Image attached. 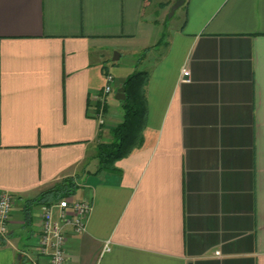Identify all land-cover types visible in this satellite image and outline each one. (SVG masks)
<instances>
[{
  "label": "crops",
  "instance_id": "crops-1",
  "mask_svg": "<svg viewBox=\"0 0 264 264\" xmlns=\"http://www.w3.org/2000/svg\"><path fill=\"white\" fill-rule=\"evenodd\" d=\"M175 1L0 0V264H49L38 225L60 199H40L70 178L92 210L64 228L67 264H264V0ZM134 71L142 145L97 174Z\"/></svg>",
  "mask_w": 264,
  "mask_h": 264
},
{
  "label": "built area",
  "instance_id": "built-area-1",
  "mask_svg": "<svg viewBox=\"0 0 264 264\" xmlns=\"http://www.w3.org/2000/svg\"><path fill=\"white\" fill-rule=\"evenodd\" d=\"M182 81H188L189 70L181 69ZM105 85L98 96V109L95 117L100 125L104 123V112L107 98L112 93L113 76L107 74ZM14 197L9 192L0 194V239H7L9 233V219ZM58 219L53 218L49 208L44 209L38 225V251L42 256H49V264H67L68 257L65 250V227H71L74 233L86 232L87 222L92 210L90 203L83 199L64 198L58 202ZM105 251H109L108 246Z\"/></svg>",
  "mask_w": 264,
  "mask_h": 264
},
{
  "label": "trees",
  "instance_id": "trees-1",
  "mask_svg": "<svg viewBox=\"0 0 264 264\" xmlns=\"http://www.w3.org/2000/svg\"><path fill=\"white\" fill-rule=\"evenodd\" d=\"M146 74L134 71L128 76L121 87L125 99L121 101L122 122L111 130V141L100 143L97 148L99 167L97 174L117 171L116 163L128 157L142 145V135L147 118V103L144 87ZM106 105V104H105ZM76 184L73 179H65L53 189L42 194L40 201L46 196L53 195V200L64 199L75 193Z\"/></svg>",
  "mask_w": 264,
  "mask_h": 264
},
{
  "label": "water",
  "instance_id": "water-1",
  "mask_svg": "<svg viewBox=\"0 0 264 264\" xmlns=\"http://www.w3.org/2000/svg\"><path fill=\"white\" fill-rule=\"evenodd\" d=\"M185 0H176L175 3L172 5L171 9H170V13H169V16H172L174 14V12L179 8L181 7L183 4H184ZM119 56L117 54H115V57H113V61H116L118 60ZM116 99L118 100H124L125 99V95H124V90L123 88H120L118 91H117V94H116Z\"/></svg>",
  "mask_w": 264,
  "mask_h": 264
},
{
  "label": "rangeland",
  "instance_id": "rangeland-1",
  "mask_svg": "<svg viewBox=\"0 0 264 264\" xmlns=\"http://www.w3.org/2000/svg\"><path fill=\"white\" fill-rule=\"evenodd\" d=\"M108 51V54L106 55V58H108V62H109V65H113V62H112V58L115 54H119L118 51H116L115 49H111V48H107L106 49ZM113 74V73H112Z\"/></svg>",
  "mask_w": 264,
  "mask_h": 264
}]
</instances>
